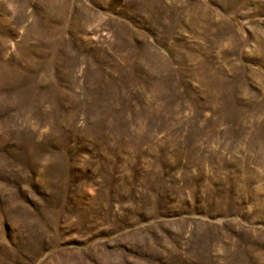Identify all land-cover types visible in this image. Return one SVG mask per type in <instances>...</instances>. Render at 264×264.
<instances>
[{"label":"rangeland","instance_id":"obj_1","mask_svg":"<svg viewBox=\"0 0 264 264\" xmlns=\"http://www.w3.org/2000/svg\"><path fill=\"white\" fill-rule=\"evenodd\" d=\"M0 264H264V0H0Z\"/></svg>","mask_w":264,"mask_h":264}]
</instances>
